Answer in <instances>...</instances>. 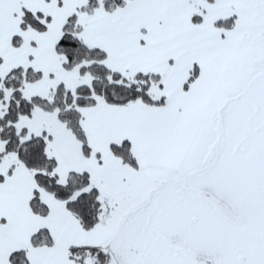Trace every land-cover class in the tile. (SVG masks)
I'll list each match as a JSON object with an SVG mask.
<instances>
[{
  "label": "snow or ice",
  "instance_id": "1",
  "mask_svg": "<svg viewBox=\"0 0 264 264\" xmlns=\"http://www.w3.org/2000/svg\"><path fill=\"white\" fill-rule=\"evenodd\" d=\"M0 264H264V0H0Z\"/></svg>",
  "mask_w": 264,
  "mask_h": 264
}]
</instances>
